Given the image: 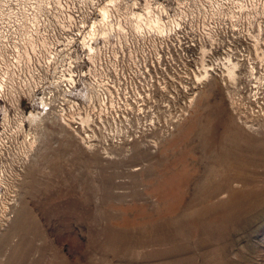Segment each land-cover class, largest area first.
Listing matches in <instances>:
<instances>
[{"label":"rangeland","instance_id":"374dc122","mask_svg":"<svg viewBox=\"0 0 264 264\" xmlns=\"http://www.w3.org/2000/svg\"><path fill=\"white\" fill-rule=\"evenodd\" d=\"M132 1L0 0V264H264V0Z\"/></svg>","mask_w":264,"mask_h":264},{"label":"built area","instance_id":"2783aa9c","mask_svg":"<svg viewBox=\"0 0 264 264\" xmlns=\"http://www.w3.org/2000/svg\"><path fill=\"white\" fill-rule=\"evenodd\" d=\"M131 3H132L131 8L134 9V10H131V13H135L136 17H138L139 12L135 11V10H137V7H135V5H134L135 3L138 4V1L133 0ZM133 5H134V7H133ZM144 8H146V6H144ZM103 9L106 10V13H103L101 11L100 21L98 23L91 22L92 24L89 26V28L85 32L86 35L82 37V45H85L83 48V49H85L84 54H83L84 60L89 59V58L91 59V58L98 57L96 55H99L100 52H102L104 55L107 54L104 52V50L101 46L103 43L104 37H106L108 40V38L110 39V35H113L114 37H116L115 40H117L119 43L118 35L121 33H123V35L125 34L124 28H125L126 24L123 22H122L123 24H121L119 19H117V21L115 22V25L113 26V24H112L113 22L112 23L108 22V8L107 9H106V7L101 8V10H103ZM146 11H148V9ZM154 16H157V15H154ZM154 16H152V17H154ZM140 26H141V24L140 25L135 24V27H137V28ZM100 27H101V29H100ZM151 27H153V26H151ZM154 27H156V26H154ZM140 30H142V29H138L137 31H140ZM26 39H27L28 45L24 44L23 42H21L20 45H18V54L20 55V59L18 56V62L21 61V59H22L21 55H23L24 57H25V55L29 56V58L26 59V61L30 60V55L34 56L35 61H37L38 56L39 55L42 56V52H43V57H45V58H43V63L41 65H43V67L49 65L51 60H52L51 58H53L55 56L56 50L50 49V47L47 45L49 43L46 42L45 39H42L41 41H35L32 38V36H28V37H26ZM42 44H45V45L42 46ZM93 45H95V46H93ZM44 46L45 47L47 46V50H45ZM26 49H29L31 52L26 51ZM35 53H40V54H38V56H36ZM0 61H1V57H0ZM37 65L39 66L38 63H37ZM18 73H19V69H18ZM2 74L6 77V75H5L6 73L2 72ZM0 86H2V84H0ZM18 86H20L19 83H18ZM1 92H2V88L0 87V93Z\"/></svg>","mask_w":264,"mask_h":264},{"label":"bare ground","instance_id":"6f19581e","mask_svg":"<svg viewBox=\"0 0 264 264\" xmlns=\"http://www.w3.org/2000/svg\"><path fill=\"white\" fill-rule=\"evenodd\" d=\"M147 7H149V6H147ZM147 10V9H146ZM102 12L103 13H106V10L105 9H103L102 10ZM136 18V17H135ZM134 22H138V20L137 19H135L134 20ZM148 22H149V26L151 25V26H156L155 28H158L159 30H161V28H162V26H161V23H160V20H159V18H158V16H154L153 18L150 16V17H148ZM121 23H122V21H121ZM136 24V23H135ZM29 58V56L28 55H25V59H28ZM19 59H20V55H19ZM4 72H6L5 70H3V73ZM232 68H229V75H231L232 74ZM200 79H201V77H200ZM190 101V100H189ZM191 103V102H190ZM189 103V104H190ZM191 106V105H190Z\"/></svg>","mask_w":264,"mask_h":264}]
</instances>
